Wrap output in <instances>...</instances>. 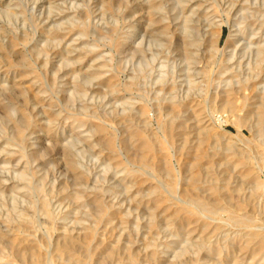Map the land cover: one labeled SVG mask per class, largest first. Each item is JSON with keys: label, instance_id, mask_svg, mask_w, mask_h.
Wrapping results in <instances>:
<instances>
[{"label": "rangeland", "instance_id": "obj_1", "mask_svg": "<svg viewBox=\"0 0 264 264\" xmlns=\"http://www.w3.org/2000/svg\"><path fill=\"white\" fill-rule=\"evenodd\" d=\"M0 264H264V0H0Z\"/></svg>", "mask_w": 264, "mask_h": 264}, {"label": "bare ground", "instance_id": "obj_2", "mask_svg": "<svg viewBox=\"0 0 264 264\" xmlns=\"http://www.w3.org/2000/svg\"><path fill=\"white\" fill-rule=\"evenodd\" d=\"M226 49H227V45L224 47V48H220L219 50H217L216 52H219V54L221 55H223L224 54V52L226 51ZM260 49V48H259ZM262 51V50H261ZM262 55H263V51H262ZM261 54H260V56H262ZM239 55H238V51L237 50H234L233 52H232V54H230V57H228V59L227 60H222V61H220V57H218V59L216 60V62L218 63V61H219V63H220V65L219 66H221L222 68H227V69H230V68H232V69H234L233 67V65L236 63V59H237V57H238ZM226 59V58H225ZM262 59V58H261ZM216 63V64H217ZM161 79H163V76H161ZM222 81V80H221ZM249 81H250V79L249 78H246L245 80H244V83L245 84H249ZM256 89H257V87H256ZM183 94H185V93H183ZM193 96V95H192ZM179 97V96H178ZM182 99V98H181ZM232 109V108H231ZM234 109V108H233Z\"/></svg>", "mask_w": 264, "mask_h": 264}]
</instances>
